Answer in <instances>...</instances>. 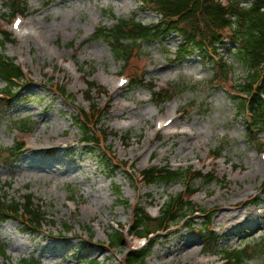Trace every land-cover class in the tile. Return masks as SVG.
<instances>
[{
    "label": "rangeland",
    "instance_id": "1",
    "mask_svg": "<svg viewBox=\"0 0 264 264\" xmlns=\"http://www.w3.org/2000/svg\"><path fill=\"white\" fill-rule=\"evenodd\" d=\"M8 3L23 4L22 28L27 32L33 28L37 34L17 38L11 31L10 13L0 3V31L9 41L0 52L24 69L26 84L9 103H0V182L9 186L11 198L32 194L46 222L35 237L21 233L17 223L2 224L0 243L6 247L7 260L0 257V264L31 258L41 264H120L128 252L140 249L134 239L133 207L155 218L167 197L184 193L180 182L139 184V173L151 167L213 172L217 181L188 183L198 192L190 203L201 214L194 215L189 226L179 225L154 239L145 264H221V252L245 245L251 254L246 264H264V253H252L264 245L260 158L264 132L249 141L245 122L226 97L231 82L241 83L247 76L235 60V46L225 41L219 49L233 70L231 82L220 81L215 87L211 62L200 54L176 57L181 45L176 35L164 43L141 44L131 51L128 64L117 61L108 45L94 38L100 28L110 29L118 19L156 24L159 17L145 10L141 0ZM142 70L146 83L175 94L171 102L155 104L145 89L130 80L117 89V77ZM87 84L96 85L97 91L90 94L96 107L108 111L102 120L108 138L99 151L81 143L74 121L77 109H90L83 98ZM55 87L64 88L72 100L61 99ZM169 119L173 123L167 129L156 128L158 121ZM21 125L29 129L21 133ZM181 133L186 135L173 136ZM21 143L23 156L14 164L8 157L5 164L8 150ZM217 151L221 159L210 163ZM112 161L120 165L118 171L112 170ZM232 208H237L233 215L240 212L243 217L250 211L257 215L245 217V226L228 231L217 221ZM203 213L212 214L208 228ZM66 227L71 231L63 233ZM204 228L209 230L206 238L200 236ZM114 233L123 236V246L111 252L105 246L101 249ZM185 243L190 249L184 250Z\"/></svg>",
    "mask_w": 264,
    "mask_h": 264
},
{
    "label": "trees",
    "instance_id": "2",
    "mask_svg": "<svg viewBox=\"0 0 264 264\" xmlns=\"http://www.w3.org/2000/svg\"><path fill=\"white\" fill-rule=\"evenodd\" d=\"M0 3L11 13L23 9V4L5 2ZM223 6L217 0H141L142 6L160 17L153 25H143L135 19L129 21L118 19L116 24L108 28L98 30L94 38L103 40L109 47L114 58L122 64H128L131 51L139 48L143 43L165 42L171 35H177L181 39V45L176 57L185 59L194 53H199L205 59H209L212 67L214 84L231 79L233 68L226 64L220 57L218 48L223 46V40L227 39L236 46L233 53L235 60L246 71V79L241 83H232V91L226 94L227 99L234 107L235 113L245 122L246 134L250 140H254L264 132V0H225ZM249 3L248 6H241ZM17 13V12H16ZM0 33V50L9 43L8 39ZM132 85L137 88H147L154 102L165 104L170 102L174 95L168 93V88L155 91L153 85L145 82V72H128ZM24 75L22 70L14 63L13 59L5 58L0 52V83L4 90L0 92V103H9L23 86ZM88 91L84 96L89 104V110L77 109L75 124L78 126L82 136V143L98 150L100 145L108 138L102 128V119L107 114V109L98 108L94 104L90 94L97 91L96 85L87 84ZM55 94L63 99L72 100L64 88L54 89ZM29 129L27 125H21V132ZM220 151L214 153L220 156ZM22 145L15 144L7 152L4 163H16L23 156ZM9 157V158H8ZM105 157V161L108 162ZM109 164L113 171H118L120 165L112 161ZM136 180L144 186L170 185L180 182L184 185V193L178 196H170L163 202L159 216L155 219L149 217L142 209L133 207L134 235L139 238L168 231L179 225L189 226V220L195 213V207L190 203V198L196 194V190L189 187L188 183L201 181L209 185L216 181L214 174L207 176L191 170H172L170 168L151 167L140 172ZM9 186L0 182V226L8 221L19 224L20 231L28 236L35 237L42 232L46 222V215L38 205L34 203L32 194L26 193L21 199L15 200L8 194ZM205 215V214H204ZM206 227L210 226L211 215H206ZM207 228L200 232L202 238L209 235ZM66 227L64 233L70 232ZM93 239L92 236L90 240ZM211 238H209L210 240ZM124 238L121 234L109 235L108 243L103 245L109 251L121 248ZM151 246V245H150ZM149 247L139 252H128L120 264H145ZM249 246L239 249L225 250L221 257L226 264H246L251 258ZM105 250V249H104ZM264 253V245L261 249H252V253ZM0 257L6 258V247L0 243ZM7 264H10L7 262ZM16 264H41L38 260H20ZM87 264H101L97 261H89Z\"/></svg>",
    "mask_w": 264,
    "mask_h": 264
},
{
    "label": "bare ground",
    "instance_id": "3",
    "mask_svg": "<svg viewBox=\"0 0 264 264\" xmlns=\"http://www.w3.org/2000/svg\"><path fill=\"white\" fill-rule=\"evenodd\" d=\"M31 32H32V34H35V33L37 34V32L33 28H32ZM121 110H122V108H121ZM180 136H185V134H181ZM193 136L194 135H192L190 138H192ZM234 206H237V205H234ZM236 209L237 208L228 209V211H230V212L227 211L225 216L223 218H221L220 220H218L217 223H223L224 225L227 226V230L231 231L232 229H234L237 226H245V222L243 221L245 219V217L252 218V217L257 215V213L255 211H250L249 213L243 215V217H242L240 212L233 215L232 212H234ZM221 215H223V213ZM187 244L188 243L184 244V250L190 249L191 245H187Z\"/></svg>",
    "mask_w": 264,
    "mask_h": 264
}]
</instances>
